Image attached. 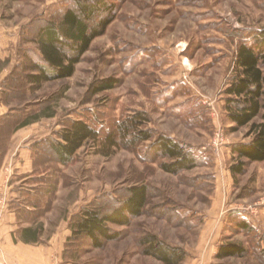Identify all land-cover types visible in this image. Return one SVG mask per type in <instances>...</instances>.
Listing matches in <instances>:
<instances>
[{"label": "rangeland", "instance_id": "1", "mask_svg": "<svg viewBox=\"0 0 264 264\" xmlns=\"http://www.w3.org/2000/svg\"><path fill=\"white\" fill-rule=\"evenodd\" d=\"M106 1L113 6V22L92 43L74 76L32 89L25 77V53L36 47L28 40L75 0H0V58L10 62L0 85L9 112L52 108L55 117L34 129L43 135L73 120L99 133V140L88 142L74 162L61 166L60 184L41 221L45 238L70 229L84 206L111 211L130 187L146 183L150 198L142 216L129 227L111 226L123 233L122 239L103 249L83 238L72 240L67 253L72 264H161L143 254L140 239L147 234L184 249L183 264H193L205 251L212 257L215 246L229 242L243 244L248 252L221 263L264 264V162L248 163L234 179L232 148L252 141L253 135L251 126L233 130L227 109L239 46L259 48L264 39V0ZM108 78L119 83L95 94L98 82ZM140 114L147 121L138 129L185 145L200 159L198 167L171 175L162 169L168 160L150 150L153 141L124 143L120 126ZM12 122L5 128L19 124L11 127ZM113 134L118 145L102 151ZM233 213L252 231L237 228L236 219L230 220ZM0 256L11 264L1 250Z\"/></svg>", "mask_w": 264, "mask_h": 264}, {"label": "trees", "instance_id": "2", "mask_svg": "<svg viewBox=\"0 0 264 264\" xmlns=\"http://www.w3.org/2000/svg\"><path fill=\"white\" fill-rule=\"evenodd\" d=\"M113 6L106 0H75L73 6H66L64 13L58 20L44 21L35 37L28 42L35 45L36 50L25 53L27 68L25 77L32 89H41L45 84L70 79L76 72L83 56L89 51L92 43L105 34L113 22ZM106 16V17H105ZM259 48L247 43L239 46L235 76L227 90L231 97L227 109L233 130L251 126L250 136L253 139L247 143L235 144L232 152L237 163L230 168L234 179L246 171L248 163L264 162V39L259 41ZM9 60L0 58V74L9 65ZM119 80L104 79L95 86V94L114 89ZM4 91V89H3ZM8 98V95H5ZM2 97V98H3ZM7 103V101H6ZM33 107V106H31ZM25 108L17 110V114L10 119L11 127L17 131L28 127L42 119L55 117L52 108H43L39 112H30ZM260 118V122H255ZM147 121L146 114L123 124L119 128V135L128 144L129 141L150 142V150L166 158L168 162L162 169L171 175H179L198 167L200 159L185 145L167 135H159L156 139L149 130H140L139 126ZM19 123L12 126L14 123ZM9 123V122H8ZM12 130V129H11ZM134 136H133V134ZM57 138L40 142L41 151L53 161L68 166L74 162L79 152L90 142L99 140V133L83 120H73L69 126L56 133ZM131 139L126 141V139ZM3 145V144H2ZM118 145V135L108 137L102 151L113 149ZM109 154L108 152L106 155ZM44 160V159H42ZM150 198V187L146 183L134 185L128 189V195L111 211L103 212L96 204L84 206L70 224L72 235L66 244L65 257L72 240L83 238L89 241L95 249H103L108 243L119 241L123 237L121 231H115L112 225L129 227L133 221L142 216ZM236 219L237 228L251 232L252 226L240 215H231L230 220ZM143 254L161 264H183L188 253L177 246H172L161 240L155 234H147L140 239ZM248 252L240 243L229 242L219 246L216 259L220 264L231 258H241ZM264 256V248L262 250ZM218 263V264H219Z\"/></svg>", "mask_w": 264, "mask_h": 264}, {"label": "crops", "instance_id": "3", "mask_svg": "<svg viewBox=\"0 0 264 264\" xmlns=\"http://www.w3.org/2000/svg\"><path fill=\"white\" fill-rule=\"evenodd\" d=\"M1 93L0 85V137L8 142L0 143V194L6 199L0 219V250L11 264H72L65 257L71 230H58L45 238L41 222L60 184V168L64 165L44 155L37 144L56 136L58 131L50 136L35 131L45 119L15 132L5 128L15 114L9 112ZM55 164L59 173L54 170ZM219 246L220 243L215 246L212 257L205 251L193 264H214ZM202 247L203 243L198 248Z\"/></svg>", "mask_w": 264, "mask_h": 264}, {"label": "built area", "instance_id": "4", "mask_svg": "<svg viewBox=\"0 0 264 264\" xmlns=\"http://www.w3.org/2000/svg\"><path fill=\"white\" fill-rule=\"evenodd\" d=\"M6 208V199L4 194H0V219L2 218L4 211ZM0 264H9L6 260H2L1 256H0Z\"/></svg>", "mask_w": 264, "mask_h": 264}]
</instances>
